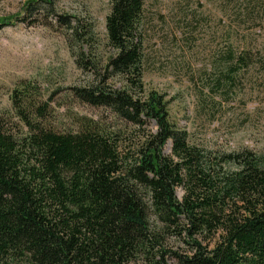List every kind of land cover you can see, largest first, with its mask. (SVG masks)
I'll list each match as a JSON object with an SVG mask.
<instances>
[{"label": "trees", "instance_id": "trees-1", "mask_svg": "<svg viewBox=\"0 0 264 264\" xmlns=\"http://www.w3.org/2000/svg\"><path fill=\"white\" fill-rule=\"evenodd\" d=\"M145 5L111 0L108 78L74 92L134 128L153 126L134 155L101 127L56 131L29 85L13 92L18 121L0 118V264H264V154L191 144L167 98L146 91ZM23 14L57 18L77 45L93 32L53 1L30 2Z\"/></svg>", "mask_w": 264, "mask_h": 264}, {"label": "rangeland", "instance_id": "rangeland-1", "mask_svg": "<svg viewBox=\"0 0 264 264\" xmlns=\"http://www.w3.org/2000/svg\"><path fill=\"white\" fill-rule=\"evenodd\" d=\"M33 1L0 0V24H7L0 27V118L18 121L12 96L25 83L31 102L48 106L49 127L120 133L122 152L134 155L153 126L134 128L74 93L108 78L111 0H49L59 16L93 29L78 45L57 18L23 14ZM142 34L145 89L167 98L170 121L191 144L264 154V0H146ZM79 56L87 65L79 67ZM106 84L121 85L117 78Z\"/></svg>", "mask_w": 264, "mask_h": 264}]
</instances>
